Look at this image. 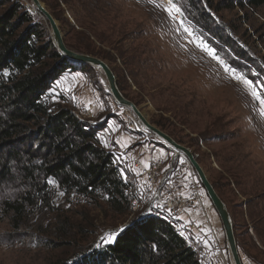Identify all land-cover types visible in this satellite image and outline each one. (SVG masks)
Wrapping results in <instances>:
<instances>
[{"label":"rangeland","instance_id":"1","mask_svg":"<svg viewBox=\"0 0 264 264\" xmlns=\"http://www.w3.org/2000/svg\"><path fill=\"white\" fill-rule=\"evenodd\" d=\"M41 1L58 17L65 39H85L113 69L123 95L152 124L195 153L228 207L243 263L264 264V105L252 96L253 89L244 79H233L196 43L203 40L215 49L216 55L237 69V76L255 74L259 77L255 83H264V6L254 8L234 0H175L184 9V23L193 32L190 36L183 31L180 16L173 20L148 0ZM21 2L52 39L48 21L32 11L31 0ZM158 2L167 4V0ZM11 3L0 0V13ZM46 100L96 122L102 145L114 154L120 171L127 173L126 180L122 177L131 184L137 203L119 213L104 200L66 193L50 183L49 197L29 205L23 215L0 209V264H71L82 253L112 243L127 224L146 213L152 201V189L134 165L140 156H125L139 151L143 143H148L149 153L166 150L159 160L165 162V172L172 169L169 188L181 187L190 193L200 187L203 203L192 211L207 216L210 232L205 235L213 239L215 229L219 231L217 242L233 264L220 217L193 167L142 126L131 109L115 101L101 69L90 65L67 71ZM99 104L105 109L97 117ZM120 132L130 140L124 149L115 143ZM194 220L174 221L209 264L201 253L204 245L199 243Z\"/></svg>","mask_w":264,"mask_h":264},{"label":"trees","instance_id":"2","mask_svg":"<svg viewBox=\"0 0 264 264\" xmlns=\"http://www.w3.org/2000/svg\"><path fill=\"white\" fill-rule=\"evenodd\" d=\"M234 1L264 6V0ZM65 42L99 56L83 38ZM77 67L58 52L21 0L0 13V209L23 215L29 205L49 197V179L66 193L104 200L116 212L132 207L131 184L102 145L101 128L46 100L54 83ZM174 220L161 210L136 218L112 243L82 253L71 264H205Z\"/></svg>","mask_w":264,"mask_h":264},{"label":"water","instance_id":"3","mask_svg":"<svg viewBox=\"0 0 264 264\" xmlns=\"http://www.w3.org/2000/svg\"><path fill=\"white\" fill-rule=\"evenodd\" d=\"M29 6L32 11L39 12L48 21L51 28L52 41L58 52L63 57H65L67 60L77 66L91 65L93 67L101 69L106 76L110 93L115 99V101L120 106L131 109L133 113L138 117L142 126L159 136L165 142H167L168 145H170L177 153L185 156V158L195 170L198 179L201 183V186L205 189L206 195L211 200L214 208L216 209L220 217L233 264H244L238 248L233 220L228 210V207L224 200L221 198V196L218 194L210 179L208 178L202 165L197 160V156L195 155V153L190 148L178 143L169 134L152 124L147 119L145 114L138 108V106L123 95L122 91L118 86L116 74L105 60L91 54L81 53L70 49L66 45L63 32L60 28L57 19L46 8V6L41 0H31V4H29ZM128 225L130 224H127L126 227Z\"/></svg>","mask_w":264,"mask_h":264},{"label":"built area","instance_id":"4","mask_svg":"<svg viewBox=\"0 0 264 264\" xmlns=\"http://www.w3.org/2000/svg\"><path fill=\"white\" fill-rule=\"evenodd\" d=\"M126 113L128 114L127 110ZM75 114L79 117L76 112ZM135 165L141 169L142 177L146 185L152 189L153 196L150 205L145 210L146 213L143 212L138 219L151 214L153 210H161L167 215L178 219L188 210H193L202 205L204 194L200 187H194L190 193H186L181 187L172 189L167 186L169 172L172 169L170 168L165 172V162L163 160L153 161L147 167L142 166L139 161ZM136 203L137 201L134 200L133 204L136 205ZM157 204H160L161 207H156ZM190 227L195 228L194 224H191ZM201 253L209 258V264H229L217 240L214 241L211 248H202Z\"/></svg>","mask_w":264,"mask_h":264},{"label":"snow or ice","instance_id":"5","mask_svg":"<svg viewBox=\"0 0 264 264\" xmlns=\"http://www.w3.org/2000/svg\"><path fill=\"white\" fill-rule=\"evenodd\" d=\"M148 2L152 5H154L156 8L163 10L164 12H166L173 20L176 19L177 16H180L181 19L179 20V23L181 25V27L183 28V31L185 33H187L188 35H193V32L189 29V27H187L184 23V19H183V11L184 9H182L181 7L177 6V3L175 2V0H167V4H163L158 2V0H148ZM197 46L200 47L203 51L207 52V54L211 57H213L218 63H220L223 67H224V71L231 73L232 78L233 79H244L245 83H247L248 85H250L253 89L252 91V96L255 97L260 104L264 105V83H255V81L259 78L257 75L255 74H249L251 76V78H248L246 76H237L236 75V71L237 69L233 68L231 65L226 64L220 57L219 55L215 54V49L210 48L206 43L203 42V40L196 42ZM5 75H7V73H5ZM262 112H264V109H262ZM106 146H107V141H104ZM115 143L119 144L120 141L117 140L115 141ZM147 167V165H145ZM121 175L124 177V179H127V173L125 172L124 169H121ZM49 183H54L53 180L49 179L48 181ZM61 195H63V193H61ZM156 207H161L160 204H157ZM110 239H114L113 237H110ZM208 242L205 241V245L207 246Z\"/></svg>","mask_w":264,"mask_h":264},{"label":"crops","instance_id":"6","mask_svg":"<svg viewBox=\"0 0 264 264\" xmlns=\"http://www.w3.org/2000/svg\"><path fill=\"white\" fill-rule=\"evenodd\" d=\"M100 105L101 104H99L95 110V115H97V117H99L98 115L100 113H102L103 108L105 109L104 106H103V108H101L102 106H100ZM118 140L120 141L119 145L122 149H124V146H126L125 144L130 142V140L128 138V134L122 133V132L119 133V139ZM149 151H150V148H149L148 143H143L141 145V148L139 151L134 150V151L127 152L125 156L128 157V159L129 158L131 159V157L135 158L137 156H140V159L143 162L141 160H137L134 162V165L136 164V162L139 161V162H141L142 166H145V165H149L152 161H155L157 159L159 160V158H163L167 155V154H165L166 150H164V149L163 150L153 149V151L151 153H149ZM139 153H141V154H139ZM135 167L137 168L136 165H135ZM186 192H188V191H186ZM191 211L192 210H189L187 213L181 215L178 219L180 221H183L184 223H189L191 220L193 221V218H195L194 221H196L195 223H197L199 226V229H198V232L200 234L199 243L204 245V246H202V248H204V247L211 248L214 245V241L218 240L220 238L219 231H217V229H215L216 230L215 234L217 236L214 237L213 239H212L211 235H205L208 231L210 232V230L208 229L209 225L206 223V220H205L207 218V216L203 212H200L197 210L192 211V212ZM212 219L215 222L214 218H212ZM210 227H211V225H210ZM205 241L208 242L207 246L205 245ZM206 259L209 260L208 257Z\"/></svg>","mask_w":264,"mask_h":264}]
</instances>
